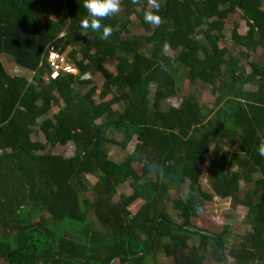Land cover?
I'll return each instance as SVG.
<instances>
[{"label": "trees", "instance_id": "16d2710c", "mask_svg": "<svg viewBox=\"0 0 264 264\" xmlns=\"http://www.w3.org/2000/svg\"><path fill=\"white\" fill-rule=\"evenodd\" d=\"M160 2L153 26L147 0H122L102 22L115 29L104 40L81 34L84 0H0V57L33 74L11 75L0 60V264H162L159 254L171 259L163 264H204L208 253L223 264L220 245L228 264H264V0ZM235 13L246 32L235 23L232 48L221 46ZM135 20L144 35L131 31ZM51 47L69 52L78 73L51 79ZM89 74L103 79L97 97ZM184 78L209 88L213 103L189 94L163 108ZM133 139L123 160L110 158L108 144L126 149ZM69 142L71 156L54 151ZM125 182L131 192L115 200ZM214 196L247 207L251 228L228 253V224L205 229L218 239L186 227Z\"/></svg>", "mask_w": 264, "mask_h": 264}, {"label": "rangeland", "instance_id": "374dc122", "mask_svg": "<svg viewBox=\"0 0 264 264\" xmlns=\"http://www.w3.org/2000/svg\"><path fill=\"white\" fill-rule=\"evenodd\" d=\"M122 1V0H121ZM121 12V10H120ZM120 12L118 14H120ZM235 23H238V32L240 34H244L246 32V25L245 22L240 18L239 13H235L233 15H230L227 19V22L225 23L224 30H223V40L221 42V46L225 45L229 48H232L231 46V30ZM131 31L134 34L137 35H144V29L140 26L139 21L135 20L133 24L130 26ZM69 52H65L64 56L66 58V66L72 67V72L74 75L78 73V69L75 67L74 62L69 57ZM166 54H171V52L168 49H165ZM257 61L260 63H263L264 57L261 54V50L258 51ZM0 60L4 63L6 70L11 75H22L27 77L28 79L32 78V73L29 71H25L18 67L11 58H9L7 55H2L0 57ZM112 66H110L111 68ZM248 69V68H247ZM249 70V69H248ZM91 76V77H89ZM86 75V78H90L92 80V83L94 86L98 88L95 97L98 96L101 84L103 82V79L101 76H93L89 74ZM181 88L179 91V94L177 96L169 97L162 101V107L166 108L168 105H179L182 99V96H186L189 94H192L196 96L200 101L203 102L204 105L210 106L214 101V96L211 95L209 88L206 86L200 85V84H193L188 81L187 78H184L182 82L180 83ZM88 89L86 87L83 91ZM254 89V88H253ZM109 98V97H108ZM118 107V106H117ZM58 106H54L51 108L50 112L46 116L51 117L53 113L57 112ZM34 139L44 141V136L41 131H37V133L33 136ZM135 139L128 145L126 149H122L121 147L117 145L108 144L107 150L109 153L110 158L116 161L123 160L128 152H130L134 147ZM226 148V146H225ZM54 151L57 153H61L65 157L71 156L74 153V145L73 143L69 142L65 146H56L54 148ZM208 156V154H207ZM208 160H210V156L207 157ZM200 168L202 170V177H201V184L204 189L210 190V173L209 169L206 168L205 165H200ZM135 169L140 171L141 166H135ZM257 177V174L255 175V178ZM87 181L90 183H94L96 181L95 175H86ZM253 183L246 184L241 181V189L244 192L245 190H251ZM186 188V184L182 185V192L184 193ZM131 192V188L128 184V182H125L122 184L118 190L117 193L114 195V199L117 200L120 193L128 194ZM172 197L176 196V193L173 189L170 190ZM242 196V195H240ZM260 196L264 198V190L260 192ZM166 205L169 207V213L172 215L173 219L180 222L181 219L176 216L175 210H171V204L170 201L166 202ZM247 212V207L243 205H237L236 207H233L231 205L229 198H219L217 196H214L211 201L205 202L202 208L198 212V216L196 218H192V223L200 228L208 229L212 232H220L223 228L224 224H228L229 228L227 230V233L225 235L226 240V248L225 252L228 253V248L234 245H238L241 241L242 237L245 235L247 231L250 230V225L245 222V216ZM199 242V238L197 235H192L189 244L197 245ZM214 244L212 242H209V248L212 249ZM229 246V247H228ZM154 257L150 255L147 260L150 263H153ZM171 259L165 256H162L159 254L157 257H155V262L157 263H165L170 261ZM227 262H232V258L227 256ZM118 264V263H113ZM204 264H215L213 260V256L208 253L207 259L204 261Z\"/></svg>", "mask_w": 264, "mask_h": 264}, {"label": "clouds", "instance_id": "9594fccd", "mask_svg": "<svg viewBox=\"0 0 264 264\" xmlns=\"http://www.w3.org/2000/svg\"><path fill=\"white\" fill-rule=\"evenodd\" d=\"M132 3L137 4L139 0H132ZM147 3L148 10L144 12V21L150 25L159 26L162 22L159 15L162 7L160 0H147ZM83 7L87 10L88 15L80 21L81 34L87 36L91 30L101 33L100 38L107 40L115 29L102 22L120 12L121 0H84ZM258 151L261 156H264V141L260 143Z\"/></svg>", "mask_w": 264, "mask_h": 264}, {"label": "built area", "instance_id": "2783aa9c", "mask_svg": "<svg viewBox=\"0 0 264 264\" xmlns=\"http://www.w3.org/2000/svg\"><path fill=\"white\" fill-rule=\"evenodd\" d=\"M48 63L52 70L51 79H56L61 74L71 73L72 67L66 66V58L64 54H60L54 47L48 51Z\"/></svg>", "mask_w": 264, "mask_h": 264}, {"label": "water", "instance_id": "95a60500", "mask_svg": "<svg viewBox=\"0 0 264 264\" xmlns=\"http://www.w3.org/2000/svg\"><path fill=\"white\" fill-rule=\"evenodd\" d=\"M186 227L189 230H191V231L198 232V233H203V234H206V235H208L210 237L218 239V236L216 234H214V233H212V232H210L208 230H205L203 228H200L198 226L187 225ZM219 254H220L221 258H222L223 264H228L224 254H223V246L222 245L219 246Z\"/></svg>", "mask_w": 264, "mask_h": 264}]
</instances>
